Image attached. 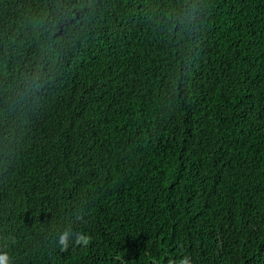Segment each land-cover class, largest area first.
I'll return each instance as SVG.
<instances>
[{"label": "trees", "instance_id": "1", "mask_svg": "<svg viewBox=\"0 0 264 264\" xmlns=\"http://www.w3.org/2000/svg\"><path fill=\"white\" fill-rule=\"evenodd\" d=\"M0 251L264 264V0H0Z\"/></svg>", "mask_w": 264, "mask_h": 264}, {"label": "clouds", "instance_id": "2", "mask_svg": "<svg viewBox=\"0 0 264 264\" xmlns=\"http://www.w3.org/2000/svg\"><path fill=\"white\" fill-rule=\"evenodd\" d=\"M73 237H75L77 243L84 244H87L90 239L85 234L74 233L71 228H68L59 235L60 245L67 247ZM0 264H14V257L8 252L0 251ZM169 264H172V262L170 261ZM179 264H189V258L185 257L183 260L179 261Z\"/></svg>", "mask_w": 264, "mask_h": 264}]
</instances>
